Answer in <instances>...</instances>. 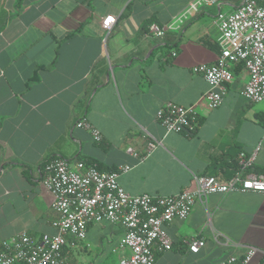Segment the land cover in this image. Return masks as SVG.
Instances as JSON below:
<instances>
[{"label":"crops","instance_id":"crops-1","mask_svg":"<svg viewBox=\"0 0 264 264\" xmlns=\"http://www.w3.org/2000/svg\"><path fill=\"white\" fill-rule=\"evenodd\" d=\"M189 1L0 0V242L56 232L52 195L41 182L50 158L104 171L127 166L118 176L127 193L171 196L191 187L193 175L225 181L238 169L239 153L254 152L264 100L242 95V64L214 109L202 99L208 84L192 72L219 53L217 11L230 12L240 0L202 7L162 37L149 30ZM167 103L196 105L200 122L192 134L158 123L156 111ZM81 119L97 129L99 142L76 126ZM247 172L264 173V144ZM164 230L172 247L156 253L155 264H219L248 247L264 249V192L209 194ZM122 231L107 221L90 224L84 240L64 247L66 264H117L128 255L118 245ZM195 237L205 241L197 253L188 245Z\"/></svg>","mask_w":264,"mask_h":264},{"label":"built area","instance_id":"built-area-1","mask_svg":"<svg viewBox=\"0 0 264 264\" xmlns=\"http://www.w3.org/2000/svg\"><path fill=\"white\" fill-rule=\"evenodd\" d=\"M224 1L191 0L169 22L162 26L151 24L149 30L154 36L162 37L166 31L181 29L202 7H218ZM215 23L219 31L216 59L192 67V72L200 74L208 84L202 95L206 106L214 109L222 104L226 85L234 81L233 67L239 63L248 73L242 95L251 103L262 102L264 0H240L230 12L217 11ZM195 107L167 103L156 111L155 118L166 132L190 135L197 126ZM76 126L89 131L94 142L101 140L97 129L85 119L79 120ZM262 144L264 133L251 155L239 153V167L225 181L212 175H193L191 187L171 196L127 193L118 183L119 174L126 172L127 166L104 171L80 160L53 158L45 165L46 173L41 182L52 195L51 206L55 213L52 225L56 232L39 238L22 232L11 240L1 241L0 264H66L62 255L64 247L84 240L88 226L103 221L121 225L123 229L118 245L128 255L119 258L117 264H155L156 253L172 247L164 225L186 219L197 201L212 193L264 192V173L247 172ZM155 146L154 139L149 141L146 153ZM188 245L190 252L197 253L205 246V241L195 237ZM261 259L264 264V249L248 247L242 256L227 255L219 264H261Z\"/></svg>","mask_w":264,"mask_h":264},{"label":"trees","instance_id":"trees-1","mask_svg":"<svg viewBox=\"0 0 264 264\" xmlns=\"http://www.w3.org/2000/svg\"><path fill=\"white\" fill-rule=\"evenodd\" d=\"M240 63L238 64V67H240ZM236 68V67H235ZM262 119V118H261ZM262 121H263V119H262ZM262 121H260V122H262ZM199 122H200V119H197V126L199 125ZM262 123H264V121L262 122ZM196 126V127H197ZM51 159H53V158H50V159H48L47 161H45L44 163H43V165H46ZM260 263L262 264L263 263V259H261L260 260Z\"/></svg>","mask_w":264,"mask_h":264}]
</instances>
